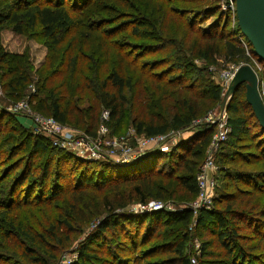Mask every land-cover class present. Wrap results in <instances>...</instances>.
Returning <instances> with one entry per match:
<instances>
[{"label": "trees", "instance_id": "trees-1", "mask_svg": "<svg viewBox=\"0 0 264 264\" xmlns=\"http://www.w3.org/2000/svg\"><path fill=\"white\" fill-rule=\"evenodd\" d=\"M202 1L209 4L192 8L191 14L213 17L206 28L195 27L189 13H179L167 0H149L147 9L98 19L88 16L89 0H0V39L6 29L18 36L35 34L46 49L45 62L31 81L28 54L9 53L0 41V86L8 96L19 101L29 86L33 112L90 136L104 111L111 136L128 128L144 137L182 131L189 135L178 139L169 152L149 151L129 165L83 163L74 169L78 171L71 189L60 191L55 184L47 195L41 189L30 199L38 182L50 181L49 171L54 175L51 181L64 180L62 166H72L77 157L17 125L16 132H7L0 143L1 149L8 145V155L16 156L34 138L29 154L0 175V264H56L72 247L73 236L89 225L92 230L72 250L77 260L68 264H193L188 244L195 224L198 230L214 231L218 249L211 251L209 241L202 242L198 264H264V131L245 101L244 86L226 106L227 138L233 141L221 144L229 148V166L218 164L212 206L195 217L188 208L196 199V177L215 130L203 120L217 111L222 99L221 89L204 75L205 68L189 62L215 66L220 57L233 62L248 53V65L264 80V62L257 60L249 44L247 50L241 47L232 12L221 10L222 0H189ZM232 17L234 27L228 29ZM127 27L137 39L132 50L121 34ZM68 34L74 37L64 49L63 64L58 48ZM166 40H171L178 73H153L161 64L140 61V52L147 41ZM188 70L195 75L188 78ZM169 74L174 75L165 79ZM186 78L188 84L183 83ZM260 95L264 101V84ZM0 113L1 123L5 113ZM251 124L256 131H251ZM241 140L248 144L234 148ZM37 153L41 173L35 177ZM248 166L259 169L243 168ZM151 200L179 205L172 213L127 209ZM161 252L167 255L157 257ZM150 258L155 259L147 262Z\"/></svg>", "mask_w": 264, "mask_h": 264}, {"label": "rangeland", "instance_id": "rangeland-1", "mask_svg": "<svg viewBox=\"0 0 264 264\" xmlns=\"http://www.w3.org/2000/svg\"><path fill=\"white\" fill-rule=\"evenodd\" d=\"M90 3V8L88 9L87 13L88 16H91L94 19H98L99 17H105L107 14H120L123 15L124 13H134V11H137L136 9L139 10H143V9H147L149 5V0H144V1H138V0H89ZM167 1H172L173 3L171 4L176 11H178L179 13L184 12V13H189L188 16L192 17V20L194 21L195 27H202V28H206L209 24H211L213 22V17H208V16H200L198 18H196L197 14L192 15L191 11L192 8L193 9H198V7L202 6V5H208L209 3H206L204 1L200 2V3H191L189 2V0H167ZM228 0H222L220 3V7L222 10V7H224V5L228 4V2H226ZM226 2V3H225ZM223 11V10H222ZM230 11V10H229ZM225 12V11H223ZM73 15V13H71ZM136 17V16H135ZM185 17H187L185 15ZM234 19L232 17V20H230V24L228 29L234 27ZM121 34L125 35V39H128V45L132 47H134L133 45H135V40H137L136 38H133V32H131L130 27H127L124 31L121 32ZM72 37H74V34H68L67 36H63L64 38V42L61 46H59L58 48V61H62L64 64V49L66 48L67 43L72 39ZM173 39V38H172ZM1 46L2 48L12 54H21V53H27L28 54V59L30 62V67L32 68V72H31V81L35 80V71L37 69H39L41 67V65L45 62V56H46V49L43 45H41L40 43V39L37 37V35L35 34H23V35H14L11 31H9V29H6L2 32L1 34ZM171 41V40H170ZM169 40L164 41L161 44H157L154 41H147L144 45L146 46L144 48V50L142 52H140V55H143L140 61H147L148 63H160L161 66H159L158 68H156L154 70L153 73H166V71H170V69H175L174 74L178 73V69L177 67H174L173 65L175 64V56L172 54L171 52V46L168 45L170 44ZM149 49V50H146ZM159 49V50H158ZM132 50V48H131ZM132 52V51H131ZM134 55L137 52H132ZM75 54V51L72 53V55ZM63 57V58H62ZM248 56L246 55V58H239L236 59L233 62H226L222 57H220L217 60V64L215 66H205L204 64H202L201 62H199L198 60H192V62L190 61L189 64L191 65V67H193L192 65H194V67L197 68H205V73L207 76L209 75V79H211L213 81V83L215 85H217L222 92V79L220 77L221 73L225 72V71H229L230 69L233 68H238L241 65H248L249 59H247ZM189 71V70H188ZM174 74H169L165 77V79H170L171 77H173ZM195 75L194 71H189L188 72V78L189 77H193ZM188 78H186L184 80V84H188L189 80ZM264 81V80H262ZM33 84V83H32ZM31 86V85H30ZM28 89V90H27ZM27 89L25 90V97L21 100H17L13 99V97L8 96L1 88L0 86V112H4V116L2 117V121L0 123V143L3 140V137H5V134L7 132H11V133H15L16 131V127L17 125H20V127L24 128L25 130L33 133L34 135H39V134H35L34 133V127L32 124V118L31 115L32 114H37L35 112H33V110L31 109V107L29 106L28 100H29V96H30V92H33V89H31V87L27 86ZM223 94V92H222ZM262 97V95H261ZM22 103H27L29 108L31 109V112H29L28 108L26 107H19L20 105H22ZM220 105L218 106V109L216 111V114H218L219 109H220ZM1 114V113H0ZM42 116V115H41ZM205 123H207L205 120H203ZM107 124V123H106ZM66 127V126H64ZM67 129L73 131L70 132L72 133L74 136L75 135H81L82 132H80L79 130H74L72 128L66 127ZM250 129L251 131H256L257 128L255 127L254 124L250 125ZM127 130H124L121 134H119L118 136H113L116 138H125L127 135ZM215 132V130H214ZM213 132V134H214ZM212 134V135H213ZM43 139H45V141H47L48 143L52 144V141L50 138H47L45 136H41ZM111 136V135H110ZM188 135V131H182L179 133H170L168 136V140L171 142L175 139H183L186 138ZM33 138L31 137V139H29L25 146L20 149V151H18V154L16 156H12L10 153L8 155V145L6 144L4 147H0V175L1 173H4L7 169H9V167L11 165L15 164V161L18 157L21 156H27L29 154V150L30 147L32 145L33 142ZM212 138V136H211ZM23 139V138H22ZM10 140V139H9ZM126 143L132 144L130 139H125ZM233 139L231 138H227L224 142L226 143H230L232 142ZM11 143H13L14 141L11 139L10 140ZM47 143V144H48ZM234 143V142H233ZM237 143L240 144H244L247 145L248 142L241 140L240 142H235L234 144V148L236 147ZM10 145V144H9ZM209 148H210V142L205 150V158L207 157V155L209 154ZM221 148L223 150H221ZM228 147H226L225 145L222 147L221 145H219L217 147V149L213 152V160H214V164L215 167L218 169V164H227V166H229V164L226 161V154L228 151ZM245 154V152H243ZM234 158V162L237 161V157L233 156ZM77 159V160H76ZM75 162H73V165L70 166L68 164H64V166H62V173H66V178L64 180H59L58 182H54L51 181V179L54 178V175L51 174L53 172L49 171L50 175V181L47 184H41V182H38V186L34 189V191L32 192V196L30 199H32L35 195H37L39 193V191L42 189L43 191H45L46 195H47V191L49 189V187H51V185H58V189L60 191H67L68 189H71V185L72 182L75 181V172L78 170H74L75 168L81 167L80 165L83 163H86L83 161V159L80 158H76ZM40 160H41V154L37 153L36 155V160H35V166L33 167V174L35 177L39 176L41 173V167H40ZM163 163H166V161L164 160ZM236 166H239V164H236ZM73 168V169H72ZM244 169H247L249 171H257L259 169V166L257 167H253V166H248V167H243ZM54 171V170H53ZM218 170H216L213 173V177L217 180V173ZM11 174H13V172H11ZM10 176H7V179H9ZM64 177V176H63ZM74 177V178H73ZM73 179V180H72ZM7 181V180H6ZM217 183V187H218ZM86 186V184H85ZM38 191V192H37ZM34 193V194H33ZM158 201L155 200H151L149 202L146 203V205H150L153 203H157ZM161 204L165 205V208L167 210L165 211H169L168 213H172V212H176L177 209H175V206H178L176 204H170V202H160ZM143 205V206H146ZM137 206H142L141 204L135 203V204H130L128 205L127 209L131 210L134 213H138V210L135 209L134 207ZM217 207V206H216ZM222 206H219L218 208H221ZM134 208V209H133ZM139 208V207H138ZM164 208L160 209V210H156V211H161ZM137 210V211H136ZM153 212V211H151ZM155 212V211H154ZM141 213V212H139ZM150 213V211H149ZM193 223H195V220H192ZM196 224L194 225V227H192L190 229V233H193V237L191 240V243L188 244V247H190L191 250V261L194 260L193 264H198L197 258L196 256L199 255V250L201 247V243L204 241H209V250L211 251H215L217 252V245H216V238H215V233L214 231H211L210 227L207 230H198V228L195 227ZM92 230V226H88L86 228H84V230H80L81 232H77L73 237L76 238L75 242L73 243L72 247L69 248L68 250H65V252H62L59 256V260L57 261L56 264H68V262H72V261H76L77 260V255L75 254V252H72V250H75L76 244L78 242H80L83 237L85 235H87V233L89 231ZM154 240L146 242V244L143 246V248L148 247V245H150L151 243H153ZM109 248H113L112 245L108 246ZM105 253V252H104ZM167 254L166 252H161L159 253V255L157 257L163 258L165 257ZM155 258H150L148 260H146L147 262H151L153 261ZM144 263V262H143Z\"/></svg>", "mask_w": 264, "mask_h": 264}, {"label": "built area", "instance_id": "built-area-1", "mask_svg": "<svg viewBox=\"0 0 264 264\" xmlns=\"http://www.w3.org/2000/svg\"><path fill=\"white\" fill-rule=\"evenodd\" d=\"M228 4L222 7L223 11L230 10L235 16L234 4L228 0ZM240 45L245 50L248 49V42L243 38H240ZM248 55V53H247ZM253 66L259 70V65L254 58H251ZM254 70V68H252ZM237 68L230 69L221 73L222 79V92L226 91L228 84L230 83ZM255 71V70H254ZM256 73V71H255ZM260 86L264 84V81L259 80ZM222 94V95H223ZM29 108L27 103H22L19 106ZM32 113V112H31ZM220 109L218 114L214 112L209 115L205 121L215 123V132L210 140L209 154L205 158L200 172L196 177V183L198 187V193L196 199L188 206L195 217L200 210H209L212 206V202L215 198V189L217 186L216 179L213 177V173L217 170L213 160V152L221 145L228 137L229 129L226 125L227 114L226 110L222 113L220 119ZM32 124L34 127V133L41 136L50 138L52 146L61 150L72 153L75 157L83 159L89 163H100L105 161H115L116 164H127L132 159L146 151H158L160 153H167L177 142V139L173 141L168 140L170 132L166 135H159L154 137L137 136L134 129L128 128L125 138L113 137L109 135L106 123L108 122V112L101 113V122L93 136L81 133V135H73V132L63 125L57 123L52 118L44 117L39 114H32ZM125 139H130L132 144L126 143ZM139 207V208H138ZM138 212H151L165 208V205L160 202L153 203L146 206L134 207ZM133 208V209H134ZM136 210V211H137ZM134 211V210H133ZM194 263V260L191 261Z\"/></svg>", "mask_w": 264, "mask_h": 264}, {"label": "water", "instance_id": "water-1", "mask_svg": "<svg viewBox=\"0 0 264 264\" xmlns=\"http://www.w3.org/2000/svg\"><path fill=\"white\" fill-rule=\"evenodd\" d=\"M230 2L234 4L236 24L242 38L251 46L257 60L264 62V0H230ZM259 80L260 78L250 65L239 66L222 95L219 119L235 91L240 86H244L245 101L251 108L258 126L264 131V101L260 95ZM215 123L216 120L211 122L212 125ZM147 153L149 151L138 155L127 164L135 162Z\"/></svg>", "mask_w": 264, "mask_h": 264}]
</instances>
